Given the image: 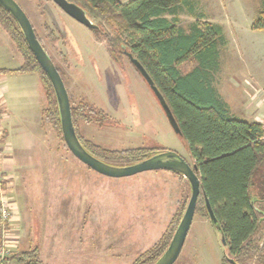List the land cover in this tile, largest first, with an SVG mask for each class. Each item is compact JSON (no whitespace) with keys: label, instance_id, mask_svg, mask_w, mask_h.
Returning <instances> with one entry per match:
<instances>
[{"label":"rangeland","instance_id":"374dc122","mask_svg":"<svg viewBox=\"0 0 264 264\" xmlns=\"http://www.w3.org/2000/svg\"><path fill=\"white\" fill-rule=\"evenodd\" d=\"M15 1L60 69L71 106L87 103L109 115L103 124L88 123L77 115L81 137L108 149L146 146L173 150L193 164L188 143L126 55L114 59L105 41L53 0ZM243 1L206 0L209 5L202 8L208 18L221 23L228 41L221 44L220 67L212 72L225 96L233 80L242 79L252 69L264 70V30L244 28L242 23L225 19L221 11V4L228 6L240 21ZM245 1L250 10L258 6V0ZM184 10L181 21L185 25L195 21L191 11ZM3 41L0 67L19 68L22 55L11 39L16 54ZM196 64L194 58L180 68L187 72ZM5 77L7 87L0 94V181H6L1 196L11 203L10 221L3 233L8 251L38 246L40 258L47 264H132L172 223L174 235L181 220L179 216L174 221L176 212L186 200L184 214L191 196L186 178L167 170L120 178L98 173L72 154L49 117H43L41 111L49 98L38 75L14 72ZM242 85L235 90L238 98L246 95ZM50 97L55 99L54 94ZM255 240L264 241L263 227ZM225 255L232 257L219 231L208 216L196 212L174 264H233L224 260Z\"/></svg>","mask_w":264,"mask_h":264},{"label":"trees","instance_id":"16d2710c","mask_svg":"<svg viewBox=\"0 0 264 264\" xmlns=\"http://www.w3.org/2000/svg\"><path fill=\"white\" fill-rule=\"evenodd\" d=\"M69 1L81 6L94 21L97 28L91 30L100 41L107 43L114 59L118 60L122 55L130 60L135 58L151 77L171 110L179 134L188 143L193 164L198 166L201 194L196 212L201 211L208 216L207 197L222 228L227 241L226 250L232 256L233 264H248L254 260L257 264H264V241L255 240L259 229L264 228V185L256 186L257 180H264V127L260 122L233 117L213 86L212 72L219 67L218 43L223 39L221 28L198 19L187 32L180 25V12L184 9L192 12V0ZM0 26L23 57L19 68L0 67V75L14 72L37 74L49 98L48 106L41 113L43 117H49L54 129L63 136L56 96L55 99L50 97L55 92L49 77L30 50L18 22L1 5ZM252 28L264 30V0H260ZM46 29L50 30L49 25ZM36 35L42 43L37 32ZM49 36L55 40L52 32ZM194 58L198 64L183 73L180 66ZM57 69L62 76L58 66ZM71 110L81 143L107 163L133 164L164 150L146 146L118 150L91 143L80 136L76 128L77 115L88 123L96 121L100 124L108 121L109 115L87 103L72 105ZM172 173L184 177L180 173ZM5 187L6 181H2L0 207L1 192ZM185 202L178 208L174 221L179 216L181 219ZM8 224L0 212V264H47L41 260L38 246L17 248L5 256L1 254L4 226ZM171 226L132 264L155 263L173 237ZM224 260L229 261L226 255Z\"/></svg>","mask_w":264,"mask_h":264},{"label":"water","instance_id":"95a60500","mask_svg":"<svg viewBox=\"0 0 264 264\" xmlns=\"http://www.w3.org/2000/svg\"><path fill=\"white\" fill-rule=\"evenodd\" d=\"M53 1L66 14H68L87 28H97V25L87 15V12L78 4L69 0ZM0 5L5 8L18 22L26 38L30 50L36 57L40 67L49 77L58 104L63 138L67 147L76 158H78L81 162L86 164L91 169L97 171L98 173L114 178L127 177L145 171L167 170L180 173L188 180L191 188V196L186 210L179 222V225L167 249L161 255V257L155 263H153L174 264L185 244L186 238L188 236L190 227L193 223V219L196 213L198 199L201 194V180L197 174V164H190L185 158L179 155V153L173 150H163L153 154L152 156L144 160L128 165L110 164L90 153L81 143L77 135V131L75 129V125L72 118L70 97L65 82L52 58L47 53L40 40L37 38L35 29L28 15L15 0H0ZM131 60L133 61L136 68L140 71L141 75L145 78L147 83L151 85L156 94L159 96L161 105L164 111L166 112L170 122L172 123L176 132L180 133L169 106L161 96L158 89L155 87L151 77L147 74L144 67L140 64L137 59L131 58ZM205 206L209 219L215 229L219 231L222 243L226 248L227 241L222 235V228L207 197H205ZM228 259L231 263L234 262L233 259Z\"/></svg>","mask_w":264,"mask_h":264},{"label":"crops","instance_id":"0c3cea01","mask_svg":"<svg viewBox=\"0 0 264 264\" xmlns=\"http://www.w3.org/2000/svg\"><path fill=\"white\" fill-rule=\"evenodd\" d=\"M238 2H240V0H238ZM205 4L209 5V3L206 2V0H192V6L193 7H192L191 13H192V15H194V20L196 21L198 19H201V20L209 21V22L219 26L222 30L223 27L221 26V23L215 21L213 18L212 19L208 18V15L205 14V12H203L202 8H204L203 6ZM245 4H246V1L244 0L242 2V4L240 5V8L242 9V11H241L242 17H241L240 21H239V19L237 20V16H232V14H231L232 12L230 9H228V6L226 7L225 5L221 4V6H220L221 11H224L226 14L223 17L227 20H230L231 22H234V23H242L244 28H249V26H251V28H252V23H253L254 19L256 18L258 10L260 8V0H258V6L256 5L257 7H253V10L248 9L250 6L249 3L247 5V8L245 7ZM234 7L236 8L235 5H234ZM234 7L231 6V9L232 8L234 9ZM243 8L245 9V11H243ZM184 11H186V10H184ZM182 14H185V13L182 11L180 12V25H182L184 27V29L187 32H189L192 23H194L195 21H192V22L188 23L187 25H185L181 21V18L183 16ZM233 17H234V19H232ZM2 32L3 31H2L1 26H0V33H2ZM254 32H259V31L254 30ZM2 34H4V33H2ZM7 34L8 33L4 34L3 36L0 35L1 36L0 41H2V39H3L4 40L3 44L6 45L8 48H10L12 53L16 54L17 49L15 48L13 43L11 45L10 37ZM222 36H223V39L220 40L218 43L219 67H220L221 44L228 42L226 40V38H224L223 30H222ZM22 63H23V61H22ZM219 67H218V69H219ZM187 72H183V73H187ZM6 75L7 74L0 75V94H1V96H3V92L7 87L6 84H4L5 83L4 79L6 78L5 77ZM263 81H264V70L259 68V69L250 70L249 73H247L245 75V77L237 80L236 82L233 80L230 83L231 89L228 88V92L230 94L229 97L227 96L228 92L226 93V96H225L222 92L223 90H221L220 88H218L216 86L217 82L215 79H213V86L215 87V89L217 90V92L219 93L221 98L227 104L229 112L233 117L244 119V120L250 121V122L263 123L264 122V85H263L264 82ZM241 83H243V85H244V86L242 85V88H243L242 91L246 95L243 98H238V96L235 94V90L240 87ZM263 172H264V170H263ZM261 180L262 179H259L256 181V184H257L256 186L261 185V183H263V182H261Z\"/></svg>","mask_w":264,"mask_h":264},{"label":"built area","instance_id":"2783aa9c","mask_svg":"<svg viewBox=\"0 0 264 264\" xmlns=\"http://www.w3.org/2000/svg\"><path fill=\"white\" fill-rule=\"evenodd\" d=\"M1 111H0V115H1ZM263 124V127H264V122L262 123ZM2 183V181H0V184ZM9 209H11V203L9 201H6L4 200V197L1 196V207H0V212H1V215H2V218L3 220H6L8 223L10 221V211ZM4 231H5V228H4ZM3 239H4V236H3ZM4 243V241H3ZM12 250H7L4 245L2 244V247H1V254L3 256L9 254Z\"/></svg>","mask_w":264,"mask_h":264},{"label":"bare ground","instance_id":"6f19581e","mask_svg":"<svg viewBox=\"0 0 264 264\" xmlns=\"http://www.w3.org/2000/svg\"><path fill=\"white\" fill-rule=\"evenodd\" d=\"M190 163V162H189ZM191 164V163H190Z\"/></svg>","mask_w":264,"mask_h":264}]
</instances>
